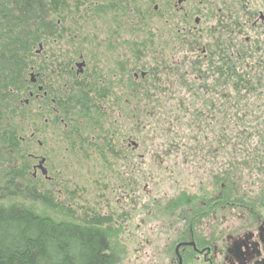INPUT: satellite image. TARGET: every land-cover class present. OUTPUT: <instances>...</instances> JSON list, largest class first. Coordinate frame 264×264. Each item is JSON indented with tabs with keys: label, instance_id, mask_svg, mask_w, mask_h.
<instances>
[{
	"label": "flooded vegetation",
	"instance_id": "obj_1",
	"mask_svg": "<svg viewBox=\"0 0 264 264\" xmlns=\"http://www.w3.org/2000/svg\"><path fill=\"white\" fill-rule=\"evenodd\" d=\"M71 2L79 6V13L74 11L72 18L80 14L83 7L86 9V15H97L103 24L110 26L105 30L106 37L126 35L132 38L150 34L153 39L148 44L140 43L138 40L130 43L128 52L133 56L132 63L129 62V58L126 60L124 49L107 51L112 58L117 57V61L112 58L108 61V66L115 67L114 70L118 67L119 70L118 73L117 71L111 73L112 80L109 79L110 74L97 78L87 74L88 64L83 56L79 57L81 62H67L58 55L44 59L48 68L42 72V80H38V75L31 77V82L37 88V92L33 90L30 92L31 97H44L45 111H50H46L48 114L46 125L53 202L55 205H66L73 212L84 215L91 211L83 207L84 212L77 211L82 200L75 193L82 187L80 184L83 180L79 183L76 177H72L71 167L87 160L102 161L104 148L100 145V137L87 131V128L76 135L63 131L57 136L54 131L52 132V127L54 130L56 123L50 113L61 115L58 109L62 104L59 103L58 97H51L52 91L49 92V89L59 88L65 81L70 84V87L65 85V92L70 93L72 90V97L78 99L86 93L90 99L88 110L83 113L80 106L73 109V113L79 110L77 115L85 116L91 113L96 105H99L102 111L106 109V105L109 104L107 90L109 88L112 90V86L115 92L121 95L124 103L128 104V84L135 87L138 81H146L149 73L154 80L158 78V82L162 81L167 85L174 83L175 86L184 79L189 81L193 76L192 83L196 80L201 82L194 91L199 90V94L207 96L204 97L205 101H208L209 95H212L209 100L219 96L218 106L221 110L220 97H225V85L229 78H236L238 84L236 92H243L242 95L250 94L261 83L260 71H264V0H71ZM155 37H158L157 42L154 40ZM142 53H150V61L140 63V59L145 56ZM62 66L65 67L64 70H61ZM56 67L58 69L54 70ZM128 71L130 73L135 71L132 77ZM65 75H72V79L61 80ZM117 79L120 87L113 84ZM193 95L197 93L193 92ZM204 98L198 100V96H195L192 99L194 104L187 105V108L191 111V107L196 105L198 107L196 111L200 114L206 112L204 117L212 119L216 108L214 105H210L211 108L207 106L208 109L205 111L199 108L203 104L201 99ZM118 102L119 100L116 104ZM119 107L117 104L118 109ZM126 118H129V113ZM72 119L75 121V117ZM202 122L200 120L201 126L197 125L200 129ZM59 124L68 126L67 120L61 116ZM116 136L113 133V145L110 150L111 159L118 166L111 197L117 200L118 213L115 218L102 212L98 214L108 221L107 227L116 221L121 230L129 231L130 223H133L135 218L133 242L136 244L138 258L159 250L169 257V264H264V212L259 211L253 204L262 202V198L249 197L242 182L234 180L230 171V152L224 151L228 149L227 137L222 138L221 146H217L215 150L217 156L223 150V161L228 167L225 166L223 170L218 167L219 173L215 172V167L220 162L219 158H214L217 156H214L210 148L214 142L220 144L219 139L211 137L197 139L199 151L197 150L192 159L190 157L191 160L186 161L195 163V173L200 177L198 187L184 189L176 196L167 194L165 203L161 205V200L153 197L148 184H143V190L140 187L146 175L144 174L145 177L141 179L138 177L143 170L136 169L135 157L139 144L133 140L132 132L129 130L123 138ZM38 145H42L40 141ZM107 149L105 150L108 151ZM144 156L145 154L140 155L141 162L144 161ZM30 157L34 159L31 167L32 177L50 180L48 158L43 156L46 158L44 167L48 169V177H45L38 168L43 157L33 152ZM255 170L256 176L260 177L263 170L260 167ZM253 171L252 167L250 173ZM100 179L103 181L104 177L101 175L98 181ZM110 192L111 190L105 189L100 199H106ZM143 196L147 197V201L143 200ZM102 202L105 209H108L107 201ZM146 208L148 214L144 212ZM147 220L155 224L149 227L150 231L145 227ZM161 232L167 236L163 244L147 238L149 234L156 235Z\"/></svg>",
	"mask_w": 264,
	"mask_h": 264
},
{
	"label": "rangeland",
	"instance_id": "obj_2",
	"mask_svg": "<svg viewBox=\"0 0 264 264\" xmlns=\"http://www.w3.org/2000/svg\"><path fill=\"white\" fill-rule=\"evenodd\" d=\"M80 11V14H77L72 19L70 17L66 22L69 32L61 33V38L55 41V43L51 40L49 45L43 43L37 48L40 54L41 76L42 72H45L48 68L44 63L45 58L51 59L54 55H58L67 62H81L79 57L83 56L88 64L86 67L87 74H92L93 78L104 77L106 74H110L109 79L112 80L111 73L116 71L118 73L119 70L117 66V70H114L115 67L108 66V61L112 56L107 51L124 49L126 60L129 58V62L132 63L133 56L128 52L131 47L130 43L138 40L140 43L148 44V42L153 40L150 34L146 36L137 35L132 38L126 35L123 37H116V35L106 37L105 30L110 28V26L103 24V21L97 15H86V9H83V7ZM157 39L158 37H155V42H157ZM142 54L145 56L140 59V63L150 61V53ZM112 59L117 61L116 56ZM75 68L77 69L76 66ZM134 72L130 73L128 71L127 73L132 77L131 75ZM260 72H262L260 75L261 83L258 84V87L254 91L246 95H242L243 92L237 93L238 84H236V78H229L225 85V97H220L221 110L218 106L219 96H215L213 100H209L212 96L209 95L208 101H205L206 98L204 97L207 96L199 94V90L194 91L198 89V84L201 82L196 80L192 83L193 76L190 77L189 81L184 79L182 83H178L175 86L174 83L167 85L162 81L158 82L157 80L159 79L156 78L157 83L152 74L149 73V78L146 81H138L135 87H130V84H128V104L124 103L121 95L115 92L113 86L112 90L110 88L107 90L106 86L108 92L107 99L109 101L106 109L104 108L102 111L94 108L91 113L85 116L77 115L79 110H75L74 120H77L76 124L80 132L84 128H87V131L93 132L97 137H100V145L104 148L102 149V161L94 160L93 162L87 160L80 164H73L71 167L72 177H76L79 183L83 180L80 184L82 187L78 188L75 192L82 200L79 207L90 209V211L97 213V215H100L98 213L102 212V214L106 213L107 216L111 217L112 215L115 218L118 213L117 200L115 197H111V195L115 181L114 175L118 166L115 165L110 154L113 145L112 135L115 133L117 138H123L130 130L133 140L139 144L135 157V165L137 171L143 170V172L138 174V177L141 179L146 175V179H142L140 187L143 190V184H148V188L153 192V197L156 196L158 200H161V205L165 203L167 194L168 196H176L184 189L198 187L200 177L195 173V163L186 161V159L191 160L193 155H196L199 151L200 147L196 144L198 142L197 139L206 137L219 139L220 144L214 142L212 148H210L214 156H217L218 153L215 148L221 146L223 137H227V143L229 144L226 147L228 149L224 151L230 152V171L233 173V178L240 183L242 182V186L249 193V197L262 198V202H253V204L259 211L264 212V71L261 70ZM72 75H65L61 80L72 79ZM28 78L29 82H31V76H28ZM171 81L173 80L171 79ZM113 84L120 87L118 79ZM36 89H34V92H37ZM191 89L193 90L190 91ZM49 92H51V88ZM193 92H196L197 95L192 96ZM195 96H198V100H200L199 98H204L201 99L203 104L199 107L201 111L207 110V106L210 107V105L216 107L211 117L212 119L205 118L206 112L200 114V112L196 111L198 110L196 105L191 107V111L188 110L187 105L194 104V100L192 99ZM51 97H55L52 92ZM43 98L31 97L29 93V96L25 97L23 102L27 105V109L33 108L38 115L39 112H44L45 101ZM117 100H119L117 103L120 105L119 109L116 104ZM41 105L44 108H40ZM46 111L47 117V112L50 111ZM128 113L129 118L127 119ZM50 114L55 118L56 124L55 126L53 125L54 130L52 127V132L54 131L55 135H61L63 131L71 135L77 134V132L70 133V125L74 127L75 124L67 122L68 126H63L59 124V119L54 112ZM43 116L41 125L44 126L36 134V140L32 143L31 147L36 155L48 158L47 168L49 169L50 180L41 178L42 182L38 184L40 187H45L43 185L46 184L48 188V186L52 187V180L46 117ZM200 120L203 121L202 129L197 126H201ZM39 141H41V146L38 145ZM174 144L176 146L173 147L172 145ZM107 146H109V150L106 148ZM219 153L220 155L214 157L219 158L220 162L215 167L217 174L219 173L218 167L222 170L225 166L228 167L223 161V150ZM141 154H145L143 157L144 161L142 162L140 158ZM252 167L254 171L251 174ZM257 167L263 170L260 173V177L256 176L257 171L255 169ZM101 175L104 179L103 181H101L102 179L98 181ZM105 189L111 190L110 195L106 196V199L102 198L101 200V195ZM105 200L107 201L106 207L108 209H105L102 202ZM143 200L147 201V197H144ZM2 201L10 203L24 201L28 205L35 206L38 209L42 208L39 202L32 201V196L30 195L21 198H16L15 196L9 197ZM75 208L78 207L75 206ZM77 211L80 212L79 209ZM144 212L148 214V208ZM51 215L54 216V214ZM78 216H80L79 213L76 217ZM54 217L55 219H60L61 215L56 213ZM133 220L134 224L130 223V231L121 230L116 221L109 225L112 232V248L120 254V262L118 264H169V257H166L164 252L159 250L154 254L149 253V255L138 258V253L135 251L136 244L133 242L134 226L136 223L135 218ZM154 225V222L147 220L145 225L146 230L150 231L149 227ZM166 237L164 232L156 233V235H147L148 239L162 242V244ZM147 248L150 249V247Z\"/></svg>",
	"mask_w": 264,
	"mask_h": 264
},
{
	"label": "trees",
	"instance_id": "obj_3",
	"mask_svg": "<svg viewBox=\"0 0 264 264\" xmlns=\"http://www.w3.org/2000/svg\"><path fill=\"white\" fill-rule=\"evenodd\" d=\"M74 11L79 13V6L71 0H0V264L120 262V254L112 248L108 221L92 211L76 217L78 213L68 206L55 205L52 187H40L42 180L31 174V146L46 114L43 105L44 112L37 115L23 102L35 89L28 76L34 73L41 79L37 48L51 40L55 43L61 33L69 32L66 22ZM65 85L70 87L64 81L51 89L62 104L57 117L75 124L70 125V133H79L73 109L80 106L85 113L90 99L86 93L78 99L72 97ZM96 109L102 110L99 105ZM28 195L42 208L24 201H2ZM78 209L84 212L82 207ZM56 213L60 219H55Z\"/></svg>",
	"mask_w": 264,
	"mask_h": 264
},
{
	"label": "water",
	"instance_id": "obj_4",
	"mask_svg": "<svg viewBox=\"0 0 264 264\" xmlns=\"http://www.w3.org/2000/svg\"><path fill=\"white\" fill-rule=\"evenodd\" d=\"M81 66V65H80ZM31 77L33 78L34 77V73L31 74ZM46 161V158H42L39 165H38V168L41 169V172L43 174V176L47 177L48 176V169H46L44 167V163Z\"/></svg>",
	"mask_w": 264,
	"mask_h": 264
}]
</instances>
